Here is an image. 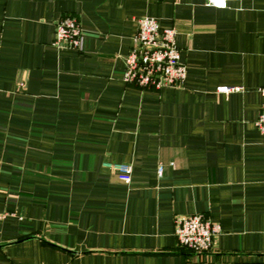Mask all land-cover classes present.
<instances>
[{
  "label": "crops",
  "instance_id": "obj_1",
  "mask_svg": "<svg viewBox=\"0 0 264 264\" xmlns=\"http://www.w3.org/2000/svg\"><path fill=\"white\" fill-rule=\"evenodd\" d=\"M68 16L81 51L52 45ZM142 17L181 87L121 81ZM263 87L264 0H0V264H264ZM189 215L219 226L207 252L176 243Z\"/></svg>",
  "mask_w": 264,
  "mask_h": 264
},
{
  "label": "built area",
  "instance_id": "obj_2",
  "mask_svg": "<svg viewBox=\"0 0 264 264\" xmlns=\"http://www.w3.org/2000/svg\"><path fill=\"white\" fill-rule=\"evenodd\" d=\"M203 1L207 6L224 8L226 3L237 0ZM174 36V30L161 28L152 18L138 19L136 31L132 37V46L122 58L121 81L125 84H135L141 88L155 90L181 87L186 69L178 60ZM52 45L59 49L82 50L83 35L74 18L63 17L56 22ZM235 91L238 89L220 87L216 92ZM258 92L262 97V104L254 124L264 143V87ZM107 166L115 173L119 181L124 184L129 183L131 173L129 165L109 164ZM156 173L157 176L161 175V167L157 168ZM219 230L217 224L211 223L201 215L181 216L174 219L173 235L177 245L195 253L207 252Z\"/></svg>",
  "mask_w": 264,
  "mask_h": 264
}]
</instances>
